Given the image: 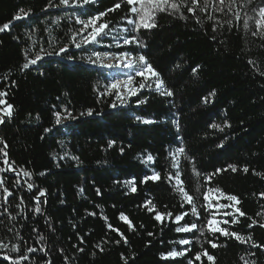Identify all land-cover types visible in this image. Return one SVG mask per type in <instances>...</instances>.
Masks as SVG:
<instances>
[{"label": "trees", "instance_id": "1", "mask_svg": "<svg viewBox=\"0 0 264 264\" xmlns=\"http://www.w3.org/2000/svg\"><path fill=\"white\" fill-rule=\"evenodd\" d=\"M247 1L168 0L156 27L135 30L130 8L140 5L126 0H0V27L11 22L0 32V264H264V247L253 246L264 245V31L245 20ZM19 9L29 15L14 20ZM100 13L107 35L76 47L80 21ZM97 53L138 68L143 55L163 89L135 76L136 95L121 103ZM209 201L234 207L206 210ZM213 213L252 239L213 233Z\"/></svg>", "mask_w": 264, "mask_h": 264}, {"label": "snow or ice", "instance_id": "2", "mask_svg": "<svg viewBox=\"0 0 264 264\" xmlns=\"http://www.w3.org/2000/svg\"><path fill=\"white\" fill-rule=\"evenodd\" d=\"M77 2L79 3L80 0H77ZM89 2H90V0H82V3H84V4H87ZM126 2H127L128 5H136L137 3H139V5H140V7L133 6V7L130 8V11L138 16V22L135 21V20H129L128 21V23L135 25V30H139L141 27L144 28V29H151V28L156 27V23H155V19H154L155 11H157V10L158 11H164L165 9H164L163 5L167 4L168 0H126ZM233 2H234V0H233ZM69 3H70V0H60V4H62V5L68 6ZM193 3L197 4L198 0H193ZM220 3L223 4L224 0H220ZM49 6L51 7L52 5H49ZM120 7H121V4L117 3L109 11H114V10L120 8ZM171 7L172 8H177L178 6L176 4H172ZM188 10L193 12V14H195V9L194 8H189ZM28 15H29V12H26L24 9H19V12L14 16V20H21V19L27 18ZM105 15H107V13H100L99 15H96V16H93V17L89 18L87 20V22L80 21L81 23H85V27L86 28L87 27H91L92 28V32L89 34V36H86L84 38V42H86V43L96 42L97 38L100 37L101 35H107V33L105 32V29L108 28V24L107 23H103V24H99V25L97 24V22L101 19V17L105 16ZM259 15H260V20L257 21V24L260 25V26H264V8L260 9ZM237 18H239L238 14H237ZM10 23L11 22L3 24V26L0 27V32H3L5 30L9 29ZM245 27H247V24H245ZM255 34L256 33L254 32L253 35H255ZM73 42L75 43V39L74 38H73ZM133 42H136L135 41V37H133L131 40H129V39H125L124 40L125 44H129V43H133ZM76 47H80V44H76ZM61 51L63 52V51H65V49H61ZM96 55L99 57L100 54L97 53ZM40 59H42V57H40L38 55L35 59H33L31 61V63L32 64H36L37 61L40 60ZM138 60L142 64V69L139 70L137 72V74L142 76V77H145L146 79L148 77L145 76V73L150 74L151 77L156 78V88L158 90L163 89L164 81L162 79H160V74L152 67V65L150 63H148V61L146 60V58L143 55L139 56ZM25 67H27V65H25ZM127 67L131 68V67H133V65L132 64H128ZM130 80H131V77H129V81ZM111 87L113 89L118 88L119 87V82L113 83L111 85ZM143 87H144V85L141 84L140 88H143ZM129 93L131 95H136V91L133 90V89H129ZM162 94L167 95V96H172L173 92L171 90H166L165 89V90H163ZM4 95H6V94L5 93H0V96H4ZM213 95H214V93H213ZM205 99H207V98H205ZM3 103H6V102L3 101V100H0V104H3ZM112 107H116V105L113 104ZM12 108H13L12 105H7L6 115L9 116V117L12 115ZM88 114L91 115L92 114L91 111H89ZM57 116L59 117V113H57ZM137 119H140V117H137ZM4 122H5L4 118L0 117V124H3ZM144 122L145 123H150L151 121H144ZM56 123L57 124L60 123V119L59 118H57ZM213 127H217V125H213ZM178 151L183 153L184 149L180 148V149H178ZM4 155L6 156L7 154L5 153ZM147 159H148V161H152L153 157L151 155H149L147 157ZM5 163H7V160H5ZM229 167L233 171L236 170V168L234 166H232V165H229ZM220 171H222V170L221 169H217V172H220ZM244 171L247 172L248 169L245 168ZM25 175H29V173H25ZM197 175H198V173H197ZM158 179H159V174H154V175H152L150 177L146 176L144 178L143 182H146L147 180H158ZM170 179H171V177H170ZM176 180H177L178 184H182L183 183V181H181L179 179V176L176 177ZM3 183H4V181L0 180V185H3ZM129 183H131V182H129ZM28 188L32 189L33 185L32 184H28ZM4 191L7 192L9 196L12 195V193L9 192L7 188H5ZM132 191L133 192L136 191L135 187H132ZM179 191H181L184 194L185 199L187 200V202L189 204H192L193 197L191 195H189L187 192H185V190L183 188H180ZM217 191H219V190H217ZM212 192H213V189H209L208 190L209 194H211ZM40 195L43 196L44 193L41 192ZM220 195L224 196V194L222 192L220 193ZM260 195H261L262 198H264V193H261ZM204 198H205V200H208V195L206 194ZM226 199L228 201L235 202L236 204L239 203V200H238V198L235 195H227ZM213 207H217V208H231V207H234V205H232V204H229V205L217 204V205L214 206L209 201V203L206 205V210L207 209H211ZM37 211H39V209H37ZM235 213H239V216H245L246 215L238 207L235 208ZM235 213L225 212L224 215L225 216L233 215L234 219L232 220V223H236L237 219L235 218ZM192 214L193 215H198L195 207L192 208ZM184 215H187V213H185ZM215 215L216 214L213 213L212 214V219L208 220V226H209L210 230L213 233L219 232L222 235H224L225 237H234L235 239H237V240H239L241 242H248V241H250L252 239L251 236H248L247 239H245V237L241 236L237 232H229L227 229H225L223 227H220L219 226L220 222L215 219ZM258 215H259V213H258ZM182 218H183L182 216H177L176 217V221H180ZM121 219L126 220L127 218L124 217L123 215H121ZM156 219L160 220L161 216L159 214H157ZM223 223L227 224V223H229V221L225 220V221H223ZM254 224H255V222H253V224H250L249 227H253ZM260 227H264V224H261ZM196 228H197V225L195 223H192L189 226L177 227L176 231L177 232H189L192 229H196ZM201 234H203L202 230H201ZM180 243L181 244H189V243H191V241L182 240V241H180ZM209 243H211L213 248L218 246L216 243H213L211 241H209ZM253 246L254 247H264V245H258V244H255V243L253 244ZM29 251H32V249H29ZM183 254H184L183 252H171V253H169V255L172 256V257H176V256L183 255ZM202 255L206 256L209 261H214V257L209 255L206 250L202 253ZM196 259L199 260L200 259V255H197ZM190 264H191V262H190ZM245 264H247V262H245Z\"/></svg>", "mask_w": 264, "mask_h": 264}, {"label": "rangeland", "instance_id": "3", "mask_svg": "<svg viewBox=\"0 0 264 264\" xmlns=\"http://www.w3.org/2000/svg\"><path fill=\"white\" fill-rule=\"evenodd\" d=\"M92 0H90L91 2ZM77 4H82V0ZM264 8V2L257 3L256 0H248L245 4V20L248 24L251 26H255L258 30L264 31V26H260L257 24V21L260 20V9ZM92 32L91 27H85L83 28L81 32V38L78 44L80 45H87L88 43L84 42V38L86 36H89V34ZM115 44L117 46H122L124 44L123 39L117 37L115 40ZM94 60L96 64L100 68H104L107 70L108 74L107 76L111 78L113 83L119 82V87L116 88L117 96L119 98V101L125 102L128 99L132 98L134 95H131L129 93V89L137 90L136 84H135V76H140L137 74L139 70L142 68L138 67H127L128 64H131L129 59L125 56L119 57L115 54L109 53V54H103L94 55ZM145 76H147V79H153L154 77H151L150 74L145 73ZM129 77H131V80L129 81ZM142 77V76H140ZM144 80H147L145 77H142ZM7 109V108H6Z\"/></svg>", "mask_w": 264, "mask_h": 264}, {"label": "built area", "instance_id": "4", "mask_svg": "<svg viewBox=\"0 0 264 264\" xmlns=\"http://www.w3.org/2000/svg\"><path fill=\"white\" fill-rule=\"evenodd\" d=\"M128 59L131 62V64L133 65L134 64L133 58L132 57H129Z\"/></svg>", "mask_w": 264, "mask_h": 264}, {"label": "water", "instance_id": "5", "mask_svg": "<svg viewBox=\"0 0 264 264\" xmlns=\"http://www.w3.org/2000/svg\"><path fill=\"white\" fill-rule=\"evenodd\" d=\"M4 118V120L6 121V117H3Z\"/></svg>", "mask_w": 264, "mask_h": 264}]
</instances>
